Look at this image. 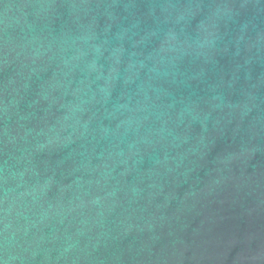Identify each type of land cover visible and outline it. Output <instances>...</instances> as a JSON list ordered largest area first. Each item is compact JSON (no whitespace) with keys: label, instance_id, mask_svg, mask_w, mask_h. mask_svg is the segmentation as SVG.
<instances>
[{"label":"water","instance_id":"1","mask_svg":"<svg viewBox=\"0 0 264 264\" xmlns=\"http://www.w3.org/2000/svg\"><path fill=\"white\" fill-rule=\"evenodd\" d=\"M0 264H264V0H0Z\"/></svg>","mask_w":264,"mask_h":264}]
</instances>
